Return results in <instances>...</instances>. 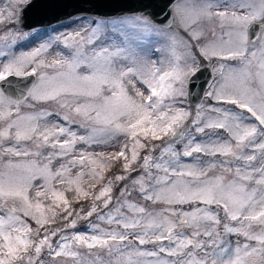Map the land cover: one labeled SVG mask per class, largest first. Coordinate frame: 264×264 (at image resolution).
I'll list each match as a JSON object with an SVG mask.
<instances>
[{
	"label": "snow or ice",
	"instance_id": "snow-or-ice-1",
	"mask_svg": "<svg viewBox=\"0 0 264 264\" xmlns=\"http://www.w3.org/2000/svg\"><path fill=\"white\" fill-rule=\"evenodd\" d=\"M190 2L196 6L177 9L185 51L178 55L173 48L167 65L158 56L147 65L139 62L137 50L143 51L145 37L156 30L137 17L119 26L99 24L87 35L77 32L67 52L38 62L51 74L24 72L47 50L43 46L0 72V81L12 74L38 76L27 96L56 109L22 115L21 100L0 91V160L36 158L9 159L0 168V264H46L45 249L48 264L61 256L75 264H142L134 257L158 253L175 259L156 264H247L250 256L264 264V0ZM33 6V0H11L0 24L21 21ZM204 62L219 75L206 95L234 107L201 106L193 115L179 105L187 85L195 88L193 77ZM69 124L84 133L77 135ZM120 137L115 152L93 155L76 148ZM119 160L122 172L138 175L133 189L122 186L113 204L114 182L128 175H115L95 189ZM133 190L144 205L127 199ZM81 200L91 201L86 211L73 207ZM93 214L117 227L90 221L91 229L67 234L77 219ZM88 232L98 234H83ZM232 235L245 240L227 239ZM133 240L158 247L142 250Z\"/></svg>",
	"mask_w": 264,
	"mask_h": 264
},
{
	"label": "rangeland",
	"instance_id": "rangeland-1",
	"mask_svg": "<svg viewBox=\"0 0 264 264\" xmlns=\"http://www.w3.org/2000/svg\"><path fill=\"white\" fill-rule=\"evenodd\" d=\"M10 4L11 0H0V12H4L6 14L7 11L10 10ZM195 4H192L190 0H179L176 2L173 6V10L176 14V30L173 29H167L163 28L161 26L156 25L153 23L149 18L146 16H140V15H124V16H118V17H98V16H92L88 14H78L75 15L65 21L56 23L49 27H37L32 30H24L21 27V21L19 22H8L0 24V72H3L4 67L14 61L16 58L21 56H26L31 52L36 51L37 49L43 47H46V51H44L40 56L36 58L35 61H32L27 65V67L24 69V72H31L33 68H36L37 73L46 72L51 74L52 69H46L42 67H38V62L40 60H44L46 63L51 62L53 58H55L56 54L63 50L64 52H67L69 49L65 47L66 44L73 43L71 40V37L75 36L77 32H80L82 35H87L89 32H91L94 28H96L99 24H107L109 26L115 24L117 26L120 25L121 21H128L131 22L135 20L137 17H145L149 21L152 22L153 27L155 28V32L147 35L141 45L143 51L137 50V55L139 57V62L142 64H150L152 62V59L154 56L160 57L161 61L167 65L168 59L171 58V50L173 48L176 49L177 54H182L185 51L184 43L183 41L186 39V33L181 26L180 22V15L177 12L178 8H184V7H195ZM211 25L205 26V31L207 32L208 28H210ZM110 30H113L110 28ZM217 33H219V28L217 27ZM11 32L12 34L6 35V33ZM78 39V38H77ZM86 47H93V46H86ZM207 64V62H204ZM217 63L218 62H213ZM225 63H234V62H225ZM212 69L211 64H207ZM213 71V70H212ZM227 71V69H225ZM214 78L209 85L208 91L213 90V85L215 82L219 79L218 73L214 72ZM15 75V74H12ZM17 76V75H16ZM25 75H20L19 77H22ZM8 77V76H7ZM38 82V76H36V83ZM189 85V84H188ZM188 85L186 88L187 95L183 98H181L180 107H183L184 109L190 111L195 114L196 110H198L201 106H203L205 109H207L209 106H218V107H227L232 108L234 106L232 105H223V104H217L216 101L212 100L210 97L205 95L204 100L201 104H199L196 108H193L189 105L188 102ZM137 87H140L138 84ZM0 91H2L0 89ZM207 91V92H208ZM20 113L22 115L24 114H32L36 111L40 110H48V111H55V106L50 103H37L31 99V97H28L26 100L20 103ZM240 111V110H237ZM13 112L15 113V106L13 105ZM207 115V113H205ZM48 119H52V117H48ZM69 128H71L73 131L77 133V135L83 134L85 129L77 127L74 124H69ZM198 135V134H197ZM202 139V137H199ZM63 139V137H61ZM123 138H117L114 141H110L109 143L105 144H93L91 147L87 145L77 144V149H84L93 155H96L100 152L109 153V152H115L120 147V143L122 142ZM155 143L159 144L160 141H156ZM177 149L181 148L180 144L176 145ZM46 151H49L46 149ZM130 154V153H129ZM141 157L144 155V151H141ZM159 149L153 155H158ZM259 155V153H257ZM26 160V159H36L35 157H8L4 156L2 160H0V168L3 167V164L9 160ZM185 162H188L191 160L189 157L182 158ZM203 159H211L209 157H204ZM219 159V158H217ZM117 162V161H116ZM123 163V161H122ZM139 163V162H138ZM133 167H137V165H133ZM112 170V169H111ZM119 173L117 175H128L127 180H121L118 181L116 186H113L112 189V196H113V204L116 203V199L120 198L119 193L122 186H128L130 190L133 189V185L131 183L132 178L134 176L138 175V172H133L130 175L128 173L122 172V168L120 167ZM75 171V170H73ZM99 171V169H97ZM110 170H106L104 172V177ZM114 174H112V177ZM87 180V177L85 178ZM107 180L106 178L104 181H102L100 184H97V189H99L103 183H105ZM42 181L37 180L35 183H41ZM116 187V188H115ZM69 197H71L72 193H67ZM127 199L133 203H138L141 205H144L146 202L139 199V194L136 191H132V195L128 196ZM75 204V203H74ZM157 209H159L161 206L156 205L154 206ZM187 207V206H185ZM109 208H112V204L109 205ZM88 209V208H87ZM87 209H84L85 211ZM108 208L103 209V212H107ZM126 215H132L131 213L127 212L126 209H123ZM75 218V215L72 217ZM70 218V219H72ZM94 222L96 225H99L100 228L108 229V228H116L117 225H108L96 218V214H93L92 217H89L88 219H77L76 227L75 228H67L66 232L67 234L71 235L73 233H79L81 229H91L92 224L90 223ZM64 223H67L66 221L61 222L60 225H52V227L62 226ZM235 224V222H233ZM83 227H82V226ZM32 226L35 227L34 222H32ZM122 230V229H121ZM255 230V229H254ZM85 235L90 234H98V233H83ZM58 237L53 238V245L55 246L56 240ZM227 239L231 241H240L241 243L244 242L245 238L243 236L238 235H232L227 237ZM250 245H255V241H248ZM163 245L165 248L170 247L169 242L165 240L163 242ZM133 247H138L142 250H153L158 247L157 244L147 243L144 245H139L137 241L133 240ZM74 250L78 251L80 253H85L88 251L85 247H75ZM46 264H48V261L50 260L49 257H47V249L44 250L43 254ZM139 259L142 264L146 262V264H156V261L158 260H173L175 257H170L166 253H158V256L156 257H143V258H135ZM257 260L255 256H250L247 258V264H254V262ZM52 264H75V261L71 258L66 257H58L56 261L52 262Z\"/></svg>",
	"mask_w": 264,
	"mask_h": 264
},
{
	"label": "water",
	"instance_id": "water-1",
	"mask_svg": "<svg viewBox=\"0 0 264 264\" xmlns=\"http://www.w3.org/2000/svg\"><path fill=\"white\" fill-rule=\"evenodd\" d=\"M179 0H33V7L21 20L24 30L37 27H49L65 21L78 14H88L98 17H118L124 15L146 16L153 23L167 29L176 30V14L173 6ZM198 77V78H197ZM213 72L209 66L197 72L195 88L188 85V102L196 108L205 98ZM36 76L22 77L9 75L5 81H0L4 94L21 102L28 98L27 92Z\"/></svg>",
	"mask_w": 264,
	"mask_h": 264
},
{
	"label": "trees",
	"instance_id": "trees-1",
	"mask_svg": "<svg viewBox=\"0 0 264 264\" xmlns=\"http://www.w3.org/2000/svg\"><path fill=\"white\" fill-rule=\"evenodd\" d=\"M121 165H122V160H119L117 162L113 161L112 162V167H111L112 170H110L105 176L106 180L108 178H111L112 174H114V176L117 175L119 173L118 169L121 167ZM117 183H118V181L114 182L113 186H116ZM95 190H98L97 189V185H96V189ZM97 203H99V202H97ZM90 204H91L90 200H81L79 204H73V207L76 208V209H80V208L87 209L90 206Z\"/></svg>",
	"mask_w": 264,
	"mask_h": 264
},
{
	"label": "flooded vegetation",
	"instance_id": "flooded-vegetation-1",
	"mask_svg": "<svg viewBox=\"0 0 264 264\" xmlns=\"http://www.w3.org/2000/svg\"><path fill=\"white\" fill-rule=\"evenodd\" d=\"M214 74V73H213ZM213 78H214V76H213ZM213 80V79H212Z\"/></svg>",
	"mask_w": 264,
	"mask_h": 264
}]
</instances>
